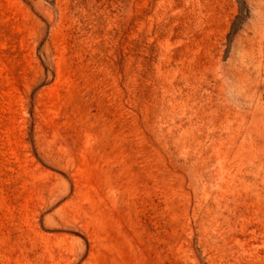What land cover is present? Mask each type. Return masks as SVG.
<instances>
[{"label": "rangeland", "instance_id": "374dc122", "mask_svg": "<svg viewBox=\"0 0 264 264\" xmlns=\"http://www.w3.org/2000/svg\"><path fill=\"white\" fill-rule=\"evenodd\" d=\"M0 264H264V0H0Z\"/></svg>", "mask_w": 264, "mask_h": 264}]
</instances>
